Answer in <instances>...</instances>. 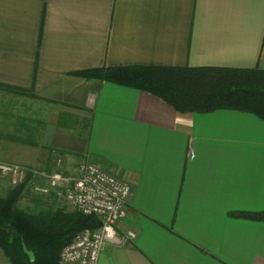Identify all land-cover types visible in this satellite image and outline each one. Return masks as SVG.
Here are the masks:
<instances>
[{
	"label": "crops",
	"instance_id": "obj_1",
	"mask_svg": "<svg viewBox=\"0 0 264 264\" xmlns=\"http://www.w3.org/2000/svg\"><path fill=\"white\" fill-rule=\"evenodd\" d=\"M127 65L264 70V0H0V163L130 182L115 229L136 237L97 264H264V121L72 74ZM30 189L27 209L64 205Z\"/></svg>",
	"mask_w": 264,
	"mask_h": 264
},
{
	"label": "trees",
	"instance_id": "obj_2",
	"mask_svg": "<svg viewBox=\"0 0 264 264\" xmlns=\"http://www.w3.org/2000/svg\"><path fill=\"white\" fill-rule=\"evenodd\" d=\"M72 74L151 93L179 112L234 109L264 121V70L261 69L127 65L77 70ZM25 169L24 179L11 184L6 195H0V248L8 259L7 264H61L62 247L80 230L99 228L101 220L70 209L65 201L57 208H22L19 201L27 189L32 188L38 197L48 193L39 191L44 185L32 180L34 171L45 172L44 169ZM253 218L264 220V213ZM22 242L33 252V262L24 252Z\"/></svg>",
	"mask_w": 264,
	"mask_h": 264
},
{
	"label": "built area",
	"instance_id": "obj_3",
	"mask_svg": "<svg viewBox=\"0 0 264 264\" xmlns=\"http://www.w3.org/2000/svg\"><path fill=\"white\" fill-rule=\"evenodd\" d=\"M0 172L17 182L25 177L26 169L15 164L0 163ZM34 173L46 180V185L38 188L39 191L47 193L58 188L70 209L95 215L101 220L99 228L80 230L62 247L59 253L61 264H97L100 252L108 243L126 245L136 237L134 231L119 235L115 229V223L126 214L132 193L131 184L124 177L88 160L78 164L76 174L55 170Z\"/></svg>",
	"mask_w": 264,
	"mask_h": 264
},
{
	"label": "rangeland",
	"instance_id": "obj_4",
	"mask_svg": "<svg viewBox=\"0 0 264 264\" xmlns=\"http://www.w3.org/2000/svg\"><path fill=\"white\" fill-rule=\"evenodd\" d=\"M62 161L60 162V167H58V168H56V169H54V170H56V171H60V172H63V173H65V174H70V173H66L64 170H62L63 168H62ZM1 174V173H0ZM2 175L4 176V177H8V179H9V183L10 184H15L16 182H13L14 180H13V178L11 177V176H9L8 174L6 175V174H3L2 173ZM18 182V181H17ZM3 192V191H2ZM24 195H25V193H24ZM61 195L63 196V193L61 192ZM64 198V197H63ZM20 203H19V205L22 207V208H25V209H27L23 204H22V199H21V201H19ZM32 211V210H31Z\"/></svg>",
	"mask_w": 264,
	"mask_h": 264
},
{
	"label": "water",
	"instance_id": "obj_5",
	"mask_svg": "<svg viewBox=\"0 0 264 264\" xmlns=\"http://www.w3.org/2000/svg\"><path fill=\"white\" fill-rule=\"evenodd\" d=\"M22 246H23V250H24V252L28 255V257H29V260L31 261V262H33L34 261V254H33V252L32 251H30V250H28L26 247H25V245H24V243L22 242Z\"/></svg>",
	"mask_w": 264,
	"mask_h": 264
}]
</instances>
